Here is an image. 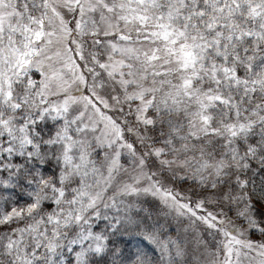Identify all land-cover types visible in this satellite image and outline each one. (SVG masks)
<instances>
[{"label":"snow or ice","instance_id":"snow-or-ice-1","mask_svg":"<svg viewBox=\"0 0 264 264\" xmlns=\"http://www.w3.org/2000/svg\"><path fill=\"white\" fill-rule=\"evenodd\" d=\"M0 264H264V0H0Z\"/></svg>","mask_w":264,"mask_h":264}]
</instances>
